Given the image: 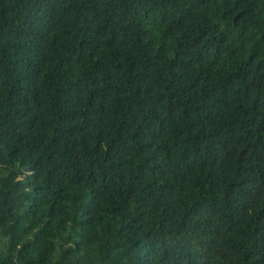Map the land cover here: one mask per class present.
I'll use <instances>...</instances> for the list:
<instances>
[{"label":"trees","instance_id":"obj_1","mask_svg":"<svg viewBox=\"0 0 264 264\" xmlns=\"http://www.w3.org/2000/svg\"><path fill=\"white\" fill-rule=\"evenodd\" d=\"M0 264H264V0H0Z\"/></svg>","mask_w":264,"mask_h":264}]
</instances>
